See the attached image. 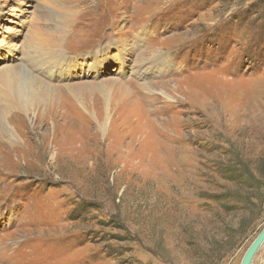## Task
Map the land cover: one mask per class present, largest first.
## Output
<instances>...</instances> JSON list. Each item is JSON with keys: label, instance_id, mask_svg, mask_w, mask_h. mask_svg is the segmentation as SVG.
<instances>
[{"label": "rangeland", "instance_id": "rangeland-1", "mask_svg": "<svg viewBox=\"0 0 264 264\" xmlns=\"http://www.w3.org/2000/svg\"><path fill=\"white\" fill-rule=\"evenodd\" d=\"M9 70L33 100L0 146V264L242 263L264 229V0H0Z\"/></svg>", "mask_w": 264, "mask_h": 264}, {"label": "bare ground", "instance_id": "bare-ground-1", "mask_svg": "<svg viewBox=\"0 0 264 264\" xmlns=\"http://www.w3.org/2000/svg\"><path fill=\"white\" fill-rule=\"evenodd\" d=\"M53 3V2H52ZM54 4V3H53ZM57 12V11H56ZM53 13V12H52ZM63 15V14H62ZM67 15V14H64ZM70 15V14H69ZM67 30V29H66ZM60 31V30H59ZM53 33V32H52ZM51 33V35H53ZM50 35V34H49ZM61 35V34H60ZM51 38V37H50ZM49 38V39H50ZM53 38V37H52ZM58 40V39H57ZM60 40V39H59ZM55 41V40H54ZM120 60L123 61V57L119 56ZM122 67H124V64L121 65ZM21 69V68H20ZM25 69V68H24ZM14 70V69H13ZM13 70H9V71H5L4 73H2L3 79L1 81L2 84H0V146L4 143V141H7V144L11 145L13 143L17 142L19 143V137L16 133L15 130V126L13 125V120L15 119L16 116L18 115H14L15 113H13L11 115V112L14 110H19V111H23V110H27L25 111V114L28 113V109L32 106V100H33V91H32V87L29 86L27 84V82H24L23 79H19L18 77H16L15 72ZM22 70V69H21ZM28 78V77H27ZM37 79V78H36ZM34 81V79H33ZM31 82V81H30ZM40 83V82H39ZM44 84V83H43ZM33 85V84H32ZM143 85V84H142ZM140 86V90H142L143 92H147V94H153V93H157L159 95H161L162 97H164L165 99L171 101L172 98L170 97L169 93L165 90H159L157 88L161 87L158 86L156 88L157 85H147L144 84L143 86ZM163 86H167V84H164ZM162 86V87H163ZM171 86V85H170ZM34 87V86H33ZM36 87V86H35ZM167 88V87H166ZM177 90V89H176ZM37 91V90H36ZM173 91V90H171ZM178 91V90H177ZM184 91V90H183ZM215 92V91H214ZM41 93V92H40ZM178 93V92H177ZM184 93V92H183ZM179 94V93H178ZM36 95V94H34ZM182 95V94H180ZM149 97V95H147ZM35 97V96H34ZM175 98V97H174ZM181 100V99H180ZM178 101V100H177ZM182 101V100H181ZM181 104V103H180ZM183 104V103H182ZM109 106V105H108ZM167 106V105H166ZM107 113V112H106ZM106 122L101 125L99 124V127L101 129L102 132L105 131L106 129V123L108 124L107 120H109L108 118L110 117V114H106ZM19 117V116H18ZM17 117V118H18ZM148 119V118H147ZM153 120V119H152ZM145 125V124H143ZM159 126V125H158ZM145 129V128H144ZM146 130V129H145ZM148 130V129H147ZM159 132V131H158ZM168 132V131H167ZM141 133V132H140ZM144 133V132H143ZM143 135V134H142ZM148 136V135H146ZM161 136V135H160ZM165 136V135H163ZM162 138V137H161ZM2 139V140H1ZM176 139V138H174ZM140 140V139H139ZM146 140V139H144ZM152 140V139H151ZM171 140V138L169 139ZM3 141V143H2ZM157 141V140H156ZM151 142V141H150ZM147 143V142H146ZM145 143V145H147ZM15 144V145H16ZM143 144V141H142ZM168 144V143H167ZM173 144V143H172ZM171 144V145H172ZM14 145V146H15ZM152 145V144H151ZM147 147V146H146ZM156 147V146H155ZM149 148V147H148ZM145 149V148H144ZM160 149V147H159ZM145 151H147V149H145ZM154 152V151H153ZM133 153V152H132ZM136 153V152H135ZM148 153V152H146ZM152 153V152H151ZM129 155V153H128ZM144 156V153H143ZM146 156V155H145ZM151 157V156H150ZM128 158L130 159V157L128 156ZM127 158V159H128ZM153 159V158H152ZM155 159V158H154ZM169 159V158H168ZM154 161V160H153ZM146 162V161H145ZM152 162V161H151ZM148 163V162H147ZM146 163V164H147ZM154 163V162H153ZM153 165V164H152ZM158 167V166H157Z\"/></svg>", "mask_w": 264, "mask_h": 264}, {"label": "water", "instance_id": "water-1", "mask_svg": "<svg viewBox=\"0 0 264 264\" xmlns=\"http://www.w3.org/2000/svg\"><path fill=\"white\" fill-rule=\"evenodd\" d=\"M264 245V229L261 231L259 236L252 243L248 251L246 252L241 264H252L253 259L259 249Z\"/></svg>", "mask_w": 264, "mask_h": 264}]
</instances>
